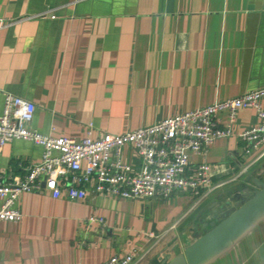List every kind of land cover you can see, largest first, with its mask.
<instances>
[{
	"label": "crops",
	"instance_id": "obj_1",
	"mask_svg": "<svg viewBox=\"0 0 264 264\" xmlns=\"http://www.w3.org/2000/svg\"><path fill=\"white\" fill-rule=\"evenodd\" d=\"M262 87L264 0H0V116L6 94L29 101V128L46 136L80 140L89 125L95 138L119 135ZM256 122L255 110H240L232 135L209 147L215 189L200 202L186 192L149 202L22 194L21 219L0 223V264H103L133 249L137 264H161L183 254L212 210L264 185V158L242 172L241 134ZM41 152L13 141L0 168L22 175L19 163L37 164ZM121 159L139 170L130 147ZM262 222L202 264H257Z\"/></svg>",
	"mask_w": 264,
	"mask_h": 264
},
{
	"label": "built area",
	"instance_id": "obj_2",
	"mask_svg": "<svg viewBox=\"0 0 264 264\" xmlns=\"http://www.w3.org/2000/svg\"><path fill=\"white\" fill-rule=\"evenodd\" d=\"M42 16L55 18L48 12ZM263 100L264 87L119 135L103 134L95 138L89 125L86 136L76 140L53 138L30 129L34 105L6 94L0 116V156L3 148L13 141L30 142L42 152L37 164L19 163L22 175L0 168V223L21 219L15 206L25 193L46 192L53 199L65 197L71 201H84L94 194L149 202L155 197L167 199L186 192L200 202L215 189L207 162L209 147L232 135L240 110L253 109L257 115V122L241 134L242 159L246 162L242 172L246 173L264 158ZM220 114L227 116L224 126L217 121ZM124 147H130L140 160L138 171L123 163ZM193 156L201 161L193 165ZM87 221L103 223L94 217ZM148 236L156 239L152 233ZM136 256L137 250L133 249L103 264H137Z\"/></svg>",
	"mask_w": 264,
	"mask_h": 264
},
{
	"label": "water",
	"instance_id": "obj_3",
	"mask_svg": "<svg viewBox=\"0 0 264 264\" xmlns=\"http://www.w3.org/2000/svg\"><path fill=\"white\" fill-rule=\"evenodd\" d=\"M220 211V212H219ZM218 210H212L210 222L200 221L192 230L194 243L183 254L173 259L165 258L161 264H202L204 260L219 252L224 245L243 233L256 221L264 218V185L249 197L240 198L234 206L226 202Z\"/></svg>",
	"mask_w": 264,
	"mask_h": 264
},
{
	"label": "rangeland",
	"instance_id": "obj_4",
	"mask_svg": "<svg viewBox=\"0 0 264 264\" xmlns=\"http://www.w3.org/2000/svg\"><path fill=\"white\" fill-rule=\"evenodd\" d=\"M257 241V264L264 257V222L257 226L255 237Z\"/></svg>",
	"mask_w": 264,
	"mask_h": 264
}]
</instances>
